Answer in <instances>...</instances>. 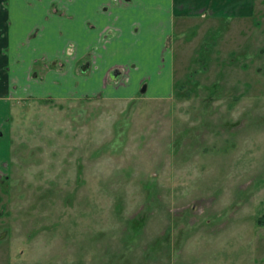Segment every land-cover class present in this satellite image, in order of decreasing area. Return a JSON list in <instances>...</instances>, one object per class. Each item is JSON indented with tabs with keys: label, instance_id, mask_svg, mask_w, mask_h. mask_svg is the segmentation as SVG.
I'll return each mask as SVG.
<instances>
[{
	"label": "rangeland",
	"instance_id": "obj_1",
	"mask_svg": "<svg viewBox=\"0 0 264 264\" xmlns=\"http://www.w3.org/2000/svg\"><path fill=\"white\" fill-rule=\"evenodd\" d=\"M169 41L168 97L16 98L0 56V264H264V0Z\"/></svg>",
	"mask_w": 264,
	"mask_h": 264
},
{
	"label": "crops",
	"instance_id": "obj_2",
	"mask_svg": "<svg viewBox=\"0 0 264 264\" xmlns=\"http://www.w3.org/2000/svg\"><path fill=\"white\" fill-rule=\"evenodd\" d=\"M235 1L8 0L3 88L23 99L171 96L176 21ZM116 67L127 70L120 79Z\"/></svg>",
	"mask_w": 264,
	"mask_h": 264
},
{
	"label": "flooded vegetation",
	"instance_id": "obj_3",
	"mask_svg": "<svg viewBox=\"0 0 264 264\" xmlns=\"http://www.w3.org/2000/svg\"><path fill=\"white\" fill-rule=\"evenodd\" d=\"M200 11H201V12H202V11H205V9L200 8L196 13H198V12L200 13ZM121 67H122V66H121ZM116 70L118 71L117 79H120L119 77L124 76V74L127 73V70H124V69H121V68H117V67H116ZM140 92L143 93V92H145V90L142 89V90H140ZM94 97H95V96H94ZM0 174H3V173L0 172Z\"/></svg>",
	"mask_w": 264,
	"mask_h": 264
}]
</instances>
